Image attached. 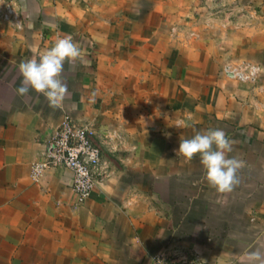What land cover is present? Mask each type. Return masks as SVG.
<instances>
[{
  "label": "crops",
  "instance_id": "1",
  "mask_svg": "<svg viewBox=\"0 0 264 264\" xmlns=\"http://www.w3.org/2000/svg\"><path fill=\"white\" fill-rule=\"evenodd\" d=\"M65 36L84 55L64 64L60 106L18 95L20 62ZM67 116L106 166L84 200L61 165L31 175ZM209 129L244 162L231 192L177 155ZM176 248L264 264V0H0V264H156Z\"/></svg>",
  "mask_w": 264,
  "mask_h": 264
},
{
  "label": "clouds",
  "instance_id": "2",
  "mask_svg": "<svg viewBox=\"0 0 264 264\" xmlns=\"http://www.w3.org/2000/svg\"><path fill=\"white\" fill-rule=\"evenodd\" d=\"M84 53L71 36L57 39L52 47L27 61H21L19 72L22 76L21 86L16 90L18 95H26L30 90L44 95L50 106L59 107L67 93V85L62 79L64 64L82 59ZM185 121H178L176 127H189ZM235 141L228 138L222 129H209L204 133L197 132L192 138L180 139L177 155L191 161L199 155L205 169L208 184L220 193L234 190L239 184L237 175L244 162L226 154L233 151ZM261 260L262 254L257 251L251 254Z\"/></svg>",
  "mask_w": 264,
  "mask_h": 264
},
{
  "label": "built area",
  "instance_id": "3",
  "mask_svg": "<svg viewBox=\"0 0 264 264\" xmlns=\"http://www.w3.org/2000/svg\"><path fill=\"white\" fill-rule=\"evenodd\" d=\"M61 165L73 175L72 189L79 200H84L105 177L106 166L101 149L93 141L91 131L75 124L67 116L54 136L47 141L40 159L33 162L31 175L38 178L46 169ZM156 264H207L192 257L184 249H171L157 255Z\"/></svg>",
  "mask_w": 264,
  "mask_h": 264
},
{
  "label": "rangeland",
  "instance_id": "4",
  "mask_svg": "<svg viewBox=\"0 0 264 264\" xmlns=\"http://www.w3.org/2000/svg\"><path fill=\"white\" fill-rule=\"evenodd\" d=\"M151 188H153V186H152ZM157 188H158V187H157ZM146 189H147V187H144V188H143L144 191H145ZM177 209H178V206H177ZM175 220L178 221V222L180 221V219H178V218H176ZM184 236H185V235H184Z\"/></svg>",
  "mask_w": 264,
  "mask_h": 264
}]
</instances>
